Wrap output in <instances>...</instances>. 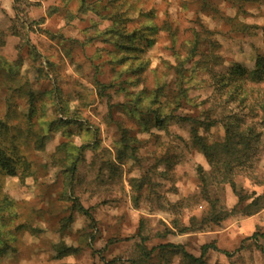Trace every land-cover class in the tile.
<instances>
[{
    "label": "rangeland",
    "instance_id": "374dc122",
    "mask_svg": "<svg viewBox=\"0 0 264 264\" xmlns=\"http://www.w3.org/2000/svg\"><path fill=\"white\" fill-rule=\"evenodd\" d=\"M82 2H20L17 15L15 0H0V129H7L0 143L15 144L30 165L25 180L0 168V264H193L181 253L150 254L167 243L195 257L205 244L231 254L209 250L204 264H264V208L244 211L252 192L264 195V184L238 177L247 200L237 207L233 188L214 181L191 146L189 124L172 121L169 133L146 130L129 113L130 94L157 84L175 91L178 59L187 58L196 38L212 43H200V53L252 69L264 54V0H87L84 8ZM123 25L128 32L144 28L143 53L116 46L110 31ZM97 83L106 87L103 96ZM187 88L191 101L177 116L219 115L204 72ZM58 119L68 124L49 132L47 123ZM37 134L45 135L39 151ZM201 135L222 141L225 130L217 124ZM61 145L58 155L76 161L70 187L52 158ZM260 148L253 174L263 181L264 135ZM58 246L68 254L59 258Z\"/></svg>",
    "mask_w": 264,
    "mask_h": 264
},
{
    "label": "trees",
    "instance_id": "16d2710c",
    "mask_svg": "<svg viewBox=\"0 0 264 264\" xmlns=\"http://www.w3.org/2000/svg\"><path fill=\"white\" fill-rule=\"evenodd\" d=\"M27 1H35L38 3L41 0H15V10L17 15L20 14V2L25 3ZM115 0H109V3L113 4ZM238 2H253V0H237ZM19 3V4H18ZM87 0H83L82 6H86ZM114 15V14H113ZM113 18V16H112ZM144 28L134 29L128 32L125 25L120 28H113L111 33H114L117 37L116 46L120 47L125 53H143L145 51L144 46L140 43L145 37ZM155 32V30H153ZM144 32V33H142ZM13 35L21 37L19 32L14 31ZM143 35V36H141ZM154 35V33H153ZM207 40H199L196 38L193 42L187 58L178 59L177 66L175 67V91L172 94L165 92V87L156 85L154 90L144 89L135 94H130L132 98L130 103L132 104L129 113L132 118L136 119L139 126L146 130L155 128L159 131H165L169 133V127L172 121L175 124L190 125V141L193 149H197L206 159L210 170L211 178L219 184L230 185L234 192L239 196V204L237 207L247 200V196H243V191H238L236 187V179L238 177H248L255 181L256 185H263L264 180L260 181L254 176V170L256 168V160L260 151V147L263 145V131L259 129L264 126V54L259 55L255 62V66L252 69H247L240 64L233 66H226L220 56L215 52L200 53L199 44L206 42ZM207 46L212 47L210 41ZM152 40L149 39V45H152ZM148 45V46H149ZM135 55L134 59H139V56ZM199 55V59L196 60L191 68H186V63L191 61L194 57ZM130 57L124 56L122 61L129 59ZM145 67V64H141V68ZM199 72H204L208 76L210 87L213 89V96L218 101L220 106V112L217 117L209 112L204 113V118L200 119L196 117H182L175 114L176 111L182 108L184 103H190L191 99L188 97L187 85H189L196 78ZM99 91V96H103L105 92V86L103 84H96ZM197 82L193 86L197 87ZM163 98V101L161 100ZM33 100V99H32ZM129 103V104H130ZM34 107L30 109V112L26 114L28 121H31L35 114ZM216 113V112H215ZM68 123L62 119L54 120L47 123L48 131L55 132L60 128L66 126ZM217 124H221L225 130V137L222 141H208V139L201 135V131L208 133ZM2 123L0 122V126ZM5 127V126H4ZM7 127V126H6ZM0 129V136L2 135ZM7 130V129H6ZM4 130L5 132H7ZM122 144L125 147H129L128 135L126 132L122 134ZM45 145V135H36L35 149L37 151L43 150ZM81 147V149H83ZM64 146H60L56 149V153L52 156L54 163L62 167L63 175L65 177V185L71 186V181L76 172V161L72 160L70 155L60 157V152H65ZM18 147L14 144L8 146V144L0 143V168L7 175L19 176L25 180L30 176V165L26 160H23L19 156ZM135 149H133L134 152ZM68 153V152H66ZM122 153L118 155V160L122 161ZM171 164L169 163V166ZM198 175L202 184L206 185L207 180L202 168L198 169ZM253 177V178H252ZM251 203L244 208L245 214L248 216L253 215L264 208V195H258L252 192L250 195ZM79 210L83 214H88L79 205ZM252 211H249L251 210ZM236 210V207L233 211ZM184 228L182 231H186ZM258 233H255L253 237L257 238ZM264 238V234L262 235ZM164 251L167 253H181L184 258L188 259L193 264H204L205 257L209 250L222 252L227 256L231 254L227 251H220V249L213 244H205L202 246L200 257H195L184 249L181 245L172 243L162 244L158 248H154L150 251V254L156 250ZM58 257H63L68 254L67 248L56 247ZM150 254H146L149 256Z\"/></svg>",
    "mask_w": 264,
    "mask_h": 264
}]
</instances>
